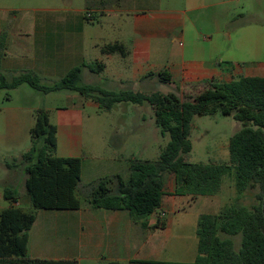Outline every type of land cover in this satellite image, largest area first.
I'll return each mask as SVG.
<instances>
[{"label":"crops","instance_id":"1","mask_svg":"<svg viewBox=\"0 0 264 264\" xmlns=\"http://www.w3.org/2000/svg\"><path fill=\"white\" fill-rule=\"evenodd\" d=\"M18 1L23 0H0V35H7L0 72L7 77L35 73L57 82L55 80L64 78L72 69L99 61L105 65L101 74L105 76L103 72H109L108 75L95 81L100 73L85 67L82 71L85 84L97 82L96 86L108 91L144 93L157 91L149 90L151 86L165 85L170 89L162 93L180 96L194 94L209 82H230L237 79L235 74H243L242 70L234 73L220 66L221 29L217 30L215 38L208 37L187 16L189 12L206 14L211 7H220L221 1L212 5L206 0H174L185 7L163 10L160 6L163 0H91L90 7L99 14L96 17L86 20L83 11L63 13L57 22L48 13L28 18L20 16L22 8L16 4ZM214 13L212 21L219 25L220 12ZM55 23L58 28H54ZM115 44L124 47L125 56L104 52L107 46ZM164 72L171 76L170 84L160 82L157 77L146 78L150 73ZM246 76L264 77L263 63ZM59 95L68 104L57 107L56 114L51 115L46 102ZM44 101L58 135L81 129L88 109L101 111L96 103L77 92L49 93ZM22 109L14 112V132L19 126L30 131L36 122L33 110ZM106 145L112 148L109 142ZM135 159L132 156L129 160ZM127 163L129 168L130 163L114 153L95 167L101 166L96 169L99 171L104 166ZM84 172L83 161L82 178ZM117 174L122 175L118 172L104 177ZM128 175L122 177L126 179ZM2 197L4 192H0ZM202 198L176 195L174 180L170 178L160 209L143 220H133L125 210L95 209L89 204H82L77 210H40L29 233L28 255L32 259L76 260L79 264H106L108 261L194 264L198 255V222L206 213L193 209L197 202L202 206L208 203V200L201 202ZM210 199H217V195ZM16 205L20 206V201ZM159 222H164L165 227H157Z\"/></svg>","mask_w":264,"mask_h":264},{"label":"trees","instance_id":"2","mask_svg":"<svg viewBox=\"0 0 264 264\" xmlns=\"http://www.w3.org/2000/svg\"><path fill=\"white\" fill-rule=\"evenodd\" d=\"M7 35H0V64ZM105 53L126 55L123 46L109 45ZM93 73L105 69L96 61L72 69L64 78L44 85L33 73L7 77L0 73V90H14L28 84L44 95L77 92L96 103L100 110L110 112L122 103L149 105L155 122L170 141L156 162L132 160L128 178L122 175L93 181L86 194L87 203L95 209L128 211L133 220H143L161 207L168 181L174 180L176 195L213 197L220 193L225 176H233L236 197L218 215L204 214L198 222V255L194 264H264V77L241 76L230 82H209L195 93H144L133 90L108 91L82 83L83 68ZM164 84L171 76L164 72L150 73ZM220 113L240 122V129L229 143V164H190L185 155L192 151L189 136L196 117ZM58 128L49 114L40 109L30 131V149L15 159L9 169L20 167L32 211L17 206L20 195L10 188L4 199L10 206L0 211V264H78L76 260L32 259L28 255L29 233L40 210H77L81 207L78 189L82 177V159L58 157ZM259 187V205L250 210L241 203L249 189ZM157 227L164 228L159 222ZM225 235V238H221ZM240 236L236 250L232 237ZM231 237V238H230ZM106 264H120L108 261Z\"/></svg>","mask_w":264,"mask_h":264},{"label":"rangeland","instance_id":"3","mask_svg":"<svg viewBox=\"0 0 264 264\" xmlns=\"http://www.w3.org/2000/svg\"><path fill=\"white\" fill-rule=\"evenodd\" d=\"M90 1L49 0L47 3H42L36 0H23L16 2V4L22 8L20 16L28 18L32 15L39 16L48 13L56 18L57 22L59 15L63 13L73 14L83 11L86 20L96 17L99 14L92 10L89 4ZM206 1L212 5L220 1L222 4L216 9L211 7L208 11H205L206 14L202 13L204 11L200 13L189 12L187 16L196 22L198 28H201L208 37L215 38L217 30L221 29L219 51H221L223 56L220 66L234 73L242 70L243 74H235V77L239 78L248 75L250 70L255 71V69L260 67V64L263 63L264 65V0ZM161 5L163 10L178 9L180 7L182 9L185 7L181 4L177 5L174 0H171V2L163 0ZM33 8L39 10H33ZM218 11L221 16L217 19L220 26L215 25L214 21H212L214 12ZM54 28H58L56 23ZM108 73L103 72L105 76ZM36 76L44 85L55 83L48 78ZM105 76L100 73L95 81ZM82 83L85 84L83 77ZM148 89H156L157 91L160 89L159 91L163 92L170 89V87L157 85ZM44 96V94L35 91L28 84L23 85L16 91L0 90V192L3 193L6 188H10L19 194V207L27 212L32 211L33 208L26 192L25 175L20 167L17 166L12 169H9V167L15 164V159H20L21 153L26 152L30 148L31 130L26 131V128L19 126L18 131L14 132V112L22 108H25L22 109L25 112L33 110L36 121V113L40 109L45 110L43 105L45 103ZM180 96L182 97V95ZM46 103L47 108L52 111L51 115H55V109L57 107H65L68 101H64V97L59 95V97H51ZM35 108L37 109L34 111ZM46 112L50 114L49 111ZM240 127V122L233 117H227L220 113L196 117L189 136L192 151L185 155V161L190 164H229L230 139ZM169 141V134L163 135L160 128L157 127L154 111L149 105L139 106L123 103L112 113L102 110L96 112L88 109L85 112L81 129L71 131L69 134L60 133L58 135L57 132L56 156L78 157L85 162L84 176L83 178L81 177L78 189L81 204L85 205L88 204L85 196L91 192L89 185L93 181L118 172L127 177V172L129 171L128 163L125 165L104 166L99 171H96V169H100L101 166L95 167V164L101 165L103 161H106L107 156L114 155V153L129 163V159L132 156L141 161L156 162ZM107 142L112 148L107 147ZM260 193L259 187L249 189L241 203L252 210L253 207L259 205L258 195ZM203 197L201 202L208 200V203H204L202 206V203L197 202L193 211L209 215H212L209 212H218L220 214L233 203L236 197L234 177L228 175L223 178L221 191L217 195V199ZM209 202L212 203V206ZM9 206V201L3 197L0 198V211ZM221 238L224 239L225 235H222ZM231 239L234 242L235 249L239 250L241 237L236 236Z\"/></svg>","mask_w":264,"mask_h":264}]
</instances>
